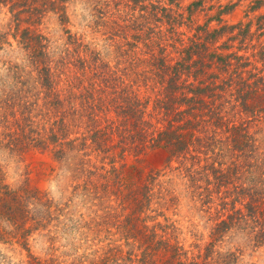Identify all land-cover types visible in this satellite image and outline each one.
Segmentation results:
<instances>
[{"label": "rangeland", "instance_id": "1", "mask_svg": "<svg viewBox=\"0 0 264 264\" xmlns=\"http://www.w3.org/2000/svg\"><path fill=\"white\" fill-rule=\"evenodd\" d=\"M247 120L264 161V0H0V264H264L206 174Z\"/></svg>", "mask_w": 264, "mask_h": 264}, {"label": "trees", "instance_id": "2", "mask_svg": "<svg viewBox=\"0 0 264 264\" xmlns=\"http://www.w3.org/2000/svg\"><path fill=\"white\" fill-rule=\"evenodd\" d=\"M245 123L246 125L243 128L241 126L240 127H234V126L225 127L226 128L225 130L228 135L230 134V131L232 132L234 147L240 152L236 154L235 152L232 151V154H231V156L234 158L235 163L237 162L236 165L232 169L224 171V170H221L223 163L220 166H215L213 162L211 165L207 167L208 172L206 174H209V175L215 174L216 176L218 174L221 177V180L218 182V186L220 188H223L229 185L232 182L231 179H234V178L242 182L241 184L235 183L233 189L227 188V190H225V197H224L225 205H229L232 203L233 212L230 215V223H225L224 226L231 227V224L234 219H237V218L240 219L241 217H244L242 222L247 223L248 226H251L255 223L260 224L261 230L263 229V233H261L260 236L264 237V219L261 220L258 217L261 220L260 222H258L257 221L258 219L256 217V216L263 217L264 215V210L262 209L261 211V208H260L261 204H264V190L261 191L262 182L260 180L264 176V161L259 156L257 157V155H254V150L253 151L244 150L243 148L244 146H247L249 145V143H253V142H254L253 144H255V141H257L255 138V135L257 133H251V126L248 125L250 121L247 120ZM235 131L238 132L237 133L238 135L235 134ZM260 131L261 130H259V132ZM216 135H218V133ZM239 137H241L243 141H241ZM228 141H229V136L227 139H224V140L221 139V140L214 141L212 145L219 146L221 144L227 143ZM215 150H217V148ZM242 150H244V153L241 152ZM215 154L216 156H223L222 158H225L228 156V154H222L217 151H215ZM240 159H242L241 161L244 160L242 164L241 162L239 163L238 161ZM216 164H217V161H216ZM210 168L212 169L209 172ZM256 171L258 173L260 171V173L258 174L256 173ZM248 173H253L255 175L258 174L259 179L256 178V183L259 184L261 188L259 189L256 188L257 189L256 192L253 190L252 186H248V187L245 186V183L247 182V179H248V176H247ZM222 176L225 177L224 180L222 179ZM229 178H230V181H228ZM207 179H208V183H210V179L209 178ZM229 198H231V200H229ZM251 198L253 202L259 203L260 207L253 206L251 203H246L245 208L247 210V213H245L242 208L237 207L238 202H242L243 200L245 201ZM241 199L243 200L241 201Z\"/></svg>", "mask_w": 264, "mask_h": 264}]
</instances>
